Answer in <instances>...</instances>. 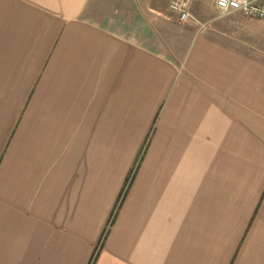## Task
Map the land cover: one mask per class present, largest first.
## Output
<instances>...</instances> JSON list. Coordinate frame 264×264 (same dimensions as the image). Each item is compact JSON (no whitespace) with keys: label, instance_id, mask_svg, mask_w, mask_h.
<instances>
[{"label":"crops","instance_id":"1","mask_svg":"<svg viewBox=\"0 0 264 264\" xmlns=\"http://www.w3.org/2000/svg\"><path fill=\"white\" fill-rule=\"evenodd\" d=\"M167 1L0 0V264H264L261 20Z\"/></svg>","mask_w":264,"mask_h":264},{"label":"built area","instance_id":"2","mask_svg":"<svg viewBox=\"0 0 264 264\" xmlns=\"http://www.w3.org/2000/svg\"><path fill=\"white\" fill-rule=\"evenodd\" d=\"M214 4L220 16L240 12L245 17L264 22V0H215ZM168 11L180 22H188L191 19L189 4L186 0H170Z\"/></svg>","mask_w":264,"mask_h":264},{"label":"rangeland","instance_id":"3","mask_svg":"<svg viewBox=\"0 0 264 264\" xmlns=\"http://www.w3.org/2000/svg\"><path fill=\"white\" fill-rule=\"evenodd\" d=\"M168 3H169V1H167V3H166L167 6H168ZM210 4H211V0H202L201 4L200 3L195 4V2L191 3V5L189 4V7H190L189 12L191 15V19L188 22H180L179 21V25L181 24V25L190 27L189 29L198 28V29H202V30H205V29L206 30H210V29L213 30L212 28H216L213 25V22L210 20L209 21H201L205 18V17H203V16H205L204 13L209 10ZM140 10L141 9L139 8V11ZM163 11H164L163 14L166 15L165 9H163ZM201 12H203V14ZM196 13L199 16V18H200V14H201L202 18L198 19ZM163 14H161V15H163ZM213 16H215V18L223 17V16H220L217 11L214 12ZM161 17H164V16H161ZM254 22L255 23H253L252 27L258 32V36L256 37L257 41L249 42V41L243 40L242 41V42H244L243 46L246 47L250 53L256 54V55L264 58V22L263 21H257V20ZM230 35L234 36V33L230 32ZM252 38H255V37H252ZM234 40L236 41L237 39H234ZM242 42H239V43H242Z\"/></svg>","mask_w":264,"mask_h":264}]
</instances>
